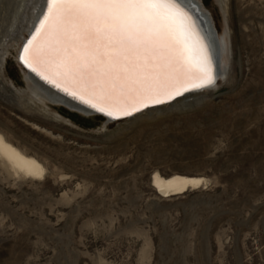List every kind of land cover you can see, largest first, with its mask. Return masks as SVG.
<instances>
[{
	"label": "rangeland",
	"instance_id": "1",
	"mask_svg": "<svg viewBox=\"0 0 264 264\" xmlns=\"http://www.w3.org/2000/svg\"><path fill=\"white\" fill-rule=\"evenodd\" d=\"M196 1L224 41L215 83L106 121L31 94L38 2L0 0V133L44 168L0 153V264H264V0ZM154 173L205 183L165 197Z\"/></svg>",
	"mask_w": 264,
	"mask_h": 264
},
{
	"label": "snow or ice",
	"instance_id": "2",
	"mask_svg": "<svg viewBox=\"0 0 264 264\" xmlns=\"http://www.w3.org/2000/svg\"><path fill=\"white\" fill-rule=\"evenodd\" d=\"M48 4L25 47V62L53 70L77 87L81 98L90 97L86 103L96 100L129 115L123 105L139 111L137 104L161 103L162 95L174 98L181 87L189 90L187 84L201 88L214 83L207 47L180 0Z\"/></svg>",
	"mask_w": 264,
	"mask_h": 264
},
{
	"label": "bare ground",
	"instance_id": "3",
	"mask_svg": "<svg viewBox=\"0 0 264 264\" xmlns=\"http://www.w3.org/2000/svg\"><path fill=\"white\" fill-rule=\"evenodd\" d=\"M40 1L41 0H37L38 7H39ZM180 3L182 5V7L187 11V13L191 16V19L193 22L192 23L193 30L199 34V36L202 38V43L204 45H206V47H207V52H208V54L211 58V62H212L213 76L219 77L218 72L221 69H219V67H218L219 63L217 64V67L214 66V62H215V58H216L215 52H216V50H217V52L219 51L218 53L221 57L222 52H224L223 50H225L224 45H223L224 41L222 39L218 38V36L215 35V33L213 34V32L211 31L210 26L207 22V19L205 18V15H203L201 12H199V10H197V8H196L197 3L189 2L188 0H180ZM35 5H36V3H35ZM225 5H226V3H225ZM38 7H37V9L33 7L34 10L32 11L33 14H32L31 20L29 19L30 22H29V26L27 28L28 31H29V29L33 23L35 16L37 15ZM199 7L201 8L202 6L199 4ZM48 8H49V5H48ZM48 8H47V11H48ZM44 16H43V18H44ZM210 18H211V16H210ZM211 21H212V18H211ZM212 23H213V21H212ZM213 26H214V24H213ZM39 27H40V23H39V26L37 27V29ZM37 29L35 30L33 36L37 34ZM214 32H215V30H214ZM33 36L30 38L29 41H31L33 39ZM28 44H29V42H28ZM21 57H22V60H21L22 65L27 70H29L28 76H29L30 81H32V84H33V86L31 87V94L32 95H34L35 97H37L40 100L46 99V98L47 99L51 98V99L63 100L67 104H69L70 107L76 108L75 107L76 103L67 99L64 95H62L59 92L50 88L47 82L55 81L54 82L55 84H53V85L54 86L59 85L61 87V88L59 87L60 90L63 91L64 89H67L68 91L75 92L76 95L81 96L82 94L77 87H75L72 83L66 81L62 77L56 76L53 70L48 69L45 66L33 64L32 67H29L27 65V63L25 62V49L23 50ZM28 68H30L31 70ZM32 68H35L36 70L33 71ZM221 72H220L221 75H223V73L225 74L226 71L223 70V68H222ZM47 79H49V81H46ZM187 85H190V84H187ZM210 86L211 85L201 87V89H195L193 92H190L188 94L204 90L205 88H208ZM182 88L183 87H181V89ZM188 94H184L182 96H179L176 99H174L173 101H176V100H178V99H180V98H182ZM163 97H166V96L162 95L160 98H163ZM83 98H85L87 101L90 99V97H88V96H83ZM173 101H171V102H173ZM91 103L96 104V106L103 108L106 111H109V112L114 111V109L112 107H107V106H104L102 104H99V103H97L96 100H92ZM160 105H163V104H160ZM157 106H159V105H157ZM122 107H124L125 109L132 108L130 103L123 105ZM115 111H119V110H115ZM136 114H138V113H136ZM136 114H134V115H136ZM0 153L3 156H5L6 158H8V161L11 162L10 164H12V166L16 170H18V169L23 170L24 173L26 172L27 174H30V175H36V174L40 175V173L42 171H44L43 166L41 165V163L38 160H36L33 157L26 155L21 150H19L17 147H15L11 143H9L5 139L4 135L1 133H0ZM151 180H152V185L156 189V191L159 194H161V196L164 195L165 197H166V195L180 193V192H183L189 188L192 189L193 187L203 185V183H205V180L201 177H188V176H183V175H179V174H174V175L169 176V177H163L158 173H154Z\"/></svg>",
	"mask_w": 264,
	"mask_h": 264
},
{
	"label": "water",
	"instance_id": "4",
	"mask_svg": "<svg viewBox=\"0 0 264 264\" xmlns=\"http://www.w3.org/2000/svg\"><path fill=\"white\" fill-rule=\"evenodd\" d=\"M188 1L197 3V7H196L197 10H199V12H201L203 15H205V18L207 19V22H208V24L210 26V29H211V31L214 34L215 33L214 32V26H213V23H212L211 18L209 16L210 15L209 12L202 10L199 7V3L196 0H188ZM48 5H49L48 4V0H41L40 3H39V7H38V10H37V15L35 16L29 31H27V36L24 37V39L22 41V45H21L20 50H19L18 57H19L20 63H21V60H22V57H21L22 52L25 49L26 45L28 44L30 38L33 36L35 30L39 26V23H40L41 19L43 18V16L45 15V13L47 11ZM218 52H217V50L215 52V54H216V58H215V62H214V66L215 67H217V64H218V61H219V53ZM28 69H30V68H28ZM217 78H218V76H214V83L217 80ZM46 81H49V79H47ZM47 83H48L50 88H52L53 90L59 92L60 94L64 95L67 99H69V100L73 101L74 103H76L75 104L76 108H73V109L78 110L79 112H82L84 114H97V115H100L106 121L133 116L134 114L139 113V112L143 111L144 109H147V108H150V107H154V106H157V105H160V104H164V103H169V102L173 101L174 99H176L179 96H182L184 94H188L190 92H193L195 89H201V88H193V87H191V84L187 85L189 90L188 91H184L183 88H182L180 95H175V93H173V97L174 98L169 99L167 96L163 97V98H160L163 101L161 103H155V102H152V101H149V100H145V103H147V107H143L142 105L137 104V107H139V109H140L139 111H134L133 108H129V109H126V110L130 114L129 115H124L123 111H115L114 110V111H110L109 112V111H106L104 109L101 110V108L98 107V106L92 107L93 103H86L85 101H87V100L85 98H81V96H78V95H73L72 93H74V92H72V91L70 92L68 90L66 91L65 89L62 91V90L59 89V87H60L59 85H56V86L53 85V84H55L54 82H47ZM49 100L50 101H54V102H62L64 104L66 103L63 100H58V99L49 98ZM66 105L69 106V104H67V103H66Z\"/></svg>",
	"mask_w": 264,
	"mask_h": 264
}]
</instances>
